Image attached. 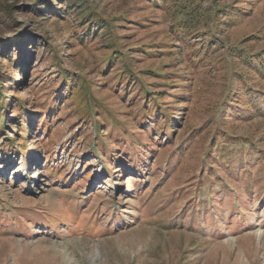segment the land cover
Wrapping results in <instances>:
<instances>
[{
  "label": "rangeland",
  "instance_id": "rangeland-1",
  "mask_svg": "<svg viewBox=\"0 0 264 264\" xmlns=\"http://www.w3.org/2000/svg\"><path fill=\"white\" fill-rule=\"evenodd\" d=\"M1 116L0 264H264V0H0Z\"/></svg>",
  "mask_w": 264,
  "mask_h": 264
},
{
  "label": "trees",
  "instance_id": "trees-1",
  "mask_svg": "<svg viewBox=\"0 0 264 264\" xmlns=\"http://www.w3.org/2000/svg\"><path fill=\"white\" fill-rule=\"evenodd\" d=\"M97 17V16H96ZM95 22H97V19L95 18V19H93L89 24H88V27H89V29H91V27H92V24L93 23H95ZM22 106H25L24 104H22ZM0 118H4L3 116H1ZM0 122H3V121H0ZM9 146H14L15 147V143L14 142H12V143H9L8 144Z\"/></svg>",
  "mask_w": 264,
  "mask_h": 264
}]
</instances>
